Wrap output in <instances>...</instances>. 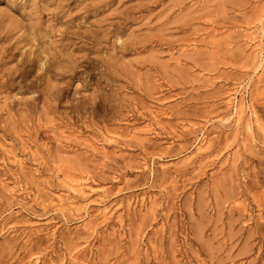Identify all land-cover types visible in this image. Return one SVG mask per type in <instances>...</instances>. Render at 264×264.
<instances>
[{
	"label": "rangeland",
	"instance_id": "obj_1",
	"mask_svg": "<svg viewBox=\"0 0 264 264\" xmlns=\"http://www.w3.org/2000/svg\"><path fill=\"white\" fill-rule=\"evenodd\" d=\"M0 264H264V0H0Z\"/></svg>",
	"mask_w": 264,
	"mask_h": 264
},
{
	"label": "bare ground",
	"instance_id": "obj_2",
	"mask_svg": "<svg viewBox=\"0 0 264 264\" xmlns=\"http://www.w3.org/2000/svg\"><path fill=\"white\" fill-rule=\"evenodd\" d=\"M57 62V61H56ZM49 68V67H48ZM80 192V191H79ZM78 196V195H77ZM86 196V195H85Z\"/></svg>",
	"mask_w": 264,
	"mask_h": 264
}]
</instances>
